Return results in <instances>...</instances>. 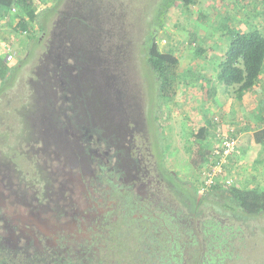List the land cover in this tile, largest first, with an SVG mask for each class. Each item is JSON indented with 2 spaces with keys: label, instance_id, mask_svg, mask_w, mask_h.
I'll return each mask as SVG.
<instances>
[{
  "label": "rangeland",
  "instance_id": "rangeland-1",
  "mask_svg": "<svg viewBox=\"0 0 264 264\" xmlns=\"http://www.w3.org/2000/svg\"><path fill=\"white\" fill-rule=\"evenodd\" d=\"M34 3L39 20L30 23L28 31L14 27L18 20L17 9L0 19V58L12 72L17 71L6 81L0 78V161L12 165L19 183L30 185L43 202L53 204L55 199V204L65 205L64 187H70V181L65 178L71 174L67 171L62 175L61 172L71 165L70 159L79 150L102 151L109 144L112 162L108 163L106 157L108 169L119 156L136 159L141 163L139 178L151 176L149 186L153 192L160 193L161 189L168 194L175 188L200 185L209 163L202 168L196 167L190 147L199 140L197 133L205 128L206 120H212L215 126L222 111L206 112L205 106L215 100L214 97L196 92L194 86L185 82L198 78L189 76L194 70L189 71V78H186L183 69L194 67L198 70L197 61L201 59L194 58L190 48L193 40L182 29H194L197 22L188 16L182 17L181 7H174L168 13L165 29L155 37L158 50L174 49L178 57L174 93L162 97L160 82L147 63L143 45L146 24L140 18L137 22L135 17L136 13H143L147 0H34ZM9 16L12 18L8 22ZM130 135L135 140L134 146L129 142ZM210 137L208 134L204 141L208 156L221 138ZM154 162L159 163L163 176L153 170ZM53 164L54 171L60 174L57 179L52 171H43L44 166ZM96 165L101 167L102 163ZM253 166L256 170L248 163L245 172L250 174V180L243 181V186L264 188V161ZM96 171H99L96 178L88 176L86 179L97 184L91 189L93 199L103 198L99 205L101 211L95 218V232L101 236L105 248L101 250V260L88 261L90 264H144L139 263L138 253L156 251L155 246L145 244L150 242L146 233L150 232V226L157 228L154 218L166 216L167 209L189 215L187 219L194 223L200 220L213 225L207 223L206 230L201 228L200 233L192 224L188 226L190 233L207 239L206 253H218L224 241L233 236V230L235 236L250 235L242 246L241 238L234 239L231 249L234 258L246 264H264V212L251 214L249 220L253 225L237 233L240 222L217 215V210H229L227 205L235 204L220 196L221 193L216 196L219 203L215 198L208 199V205L202 206L197 216L191 214L194 206L184 208L180 201L168 196L166 206L156 202L147 210L152 219L140 223L145 234L139 235L136 222L141 210L123 206L127 192L121 194L120 188L125 187V183H112L109 188L107 181L111 180L110 176L115 177L114 171ZM238 173L244 180V173ZM236 174L231 176L238 185ZM84 186L90 185L85 182ZM163 194L159 200L165 199ZM57 195L62 197L60 202ZM102 209L110 213L106 220L103 218L98 223L104 213ZM237 213L243 214L241 208ZM123 220H128L130 228L122 225ZM228 225L233 229L227 228ZM111 226L115 230L113 234L108 231ZM120 226L123 227L119 229ZM118 230H124L121 237ZM139 237L142 238L138 247ZM213 237H217L215 242H212ZM174 238L177 240L178 236ZM186 238L188 236L182 234L179 241L184 242ZM107 253L113 255L110 257ZM233 262L225 259L227 264ZM73 264H82L81 258Z\"/></svg>",
  "mask_w": 264,
  "mask_h": 264
},
{
  "label": "flooded vegetation",
  "instance_id": "flooded-vegetation-1",
  "mask_svg": "<svg viewBox=\"0 0 264 264\" xmlns=\"http://www.w3.org/2000/svg\"><path fill=\"white\" fill-rule=\"evenodd\" d=\"M129 142L133 146L135 145V140L132 136ZM110 146L111 145L106 144L102 151H90V148H87V151L79 150L78 154L73 157L74 159H70L71 165H68L65 168L66 170L61 172L62 175L67 171L71 174L65 178L70 181V187L65 186L63 191L67 198V204L65 205L61 203L55 204V199L53 204L51 202H43V198H41L39 194H35L30 188V185L25 186V184L19 183L14 170L11 168L12 165L0 161V264H73L74 261L79 258H81L82 264H90L91 262L88 261L99 262L101 260V250L105 248V243L101 242V236L95 232V230H97L95 218L98 215V211H101L99 205L100 202H103V198L93 199L91 195L93 191L91 189L92 186L96 187L97 184L86 179L88 176L96 178V173L99 172L96 170H104L103 172H105L106 169L114 171L110 173L114 174L115 177L110 176L111 180L107 181L109 188H111L112 183H125V187L120 188L121 194L127 192V195H125L123 199V206L126 208L135 206V208L141 210L140 218L136 222L137 230L144 229L140 224L142 221L152 219L147 215V210L156 202L162 207L166 206V204L169 203L165 202L168 196H171V200L177 199L180 201L184 208L189 209V207L192 208V206H194V211L191 214L195 216L200 214L202 206L205 207V205H208V199L215 198L216 203H219V198H216L219 193H221L220 196L222 195L224 199L235 202L230 199L229 194L223 189L211 190L210 188L201 192L196 186L183 189L175 188L169 191L168 194H166L167 192L164 190L161 191V189L160 193L153 192L152 188L149 186V183L152 182V177L143 176L139 178L138 172L140 171L141 163H137L136 159L129 158L127 155L124 156L125 159H122L119 156L108 169L105 162L106 157L108 158V163L112 162L110 161V159H112L110 156ZM88 151L90 152L88 153ZM91 154L93 156H91ZM112 154L113 153H111V155ZM148 155H150V153H148ZM94 163L95 168H93ZM96 163H102L101 167H98ZM54 165L55 164L44 166L43 171H52L53 176L57 179L60 177V174L54 171ZM153 170H155L159 176H163L159 163L154 162ZM170 174H173L174 177L176 176L173 171H170ZM85 182L90 186L85 187ZM37 185L40 186V184ZM104 186L106 188V185ZM162 194L165 196V199L159 200ZM57 196V200L60 202L62 197L59 195ZM130 197H132V199H130ZM210 206L212 205L210 204ZM227 207L230 209L217 210V215L220 217L225 216L233 221L240 222V225L237 226V233L240 230L244 232L249 225H253L250 224L251 221L249 217L254 213L244 212L242 208L243 214L237 213L240 207L236 203H233V205L230 203V206L227 205ZM102 210L104 213L100 215L98 223H101L103 218L106 220V216L110 213L106 211V209ZM164 212H166V216L158 215L155 219L163 221L165 217H169L174 222H179L183 227L182 233L188 236V238L181 243L179 258H182V261L178 259L177 262L173 264H202V262L199 261L205 258L207 239L197 236V233H200L202 230L205 231L206 224L210 222L199 220V222L194 223L195 221L187 219L189 218L187 214L180 215L172 213L170 209ZM203 215H205V212H203ZM124 216L126 217L125 214H123V217ZM117 218H119V216H117ZM116 222H118V220H116ZM231 222L232 221L229 223ZM191 224L195 226V231L197 233H190L188 226ZM122 225L130 228L128 220L124 221V223L122 222ZM209 225L213 226L211 223ZM123 226H120L119 229ZM149 228L154 229L155 227L150 226ZM227 228L233 229L232 226ZM108 231L111 234L115 232L112 226ZM123 232L118 230V236L121 237ZM168 232L172 234L171 230H168ZM234 232L235 231L232 230L231 235L233 236L229 237L227 241H224V244L220 246L221 249L218 254H221L222 261L218 264H227L225 263V259L234 261L230 264H246L238 261V258H234L231 249L234 246V239L241 238L240 245L242 246L244 244V239L250 235L235 236ZM216 240L217 237H213L212 242ZM153 253L155 254L156 251ZM106 255L111 257L113 254L110 255V253H107ZM197 260L199 261L196 262Z\"/></svg>",
  "mask_w": 264,
  "mask_h": 264
},
{
  "label": "trees",
  "instance_id": "trees-1",
  "mask_svg": "<svg viewBox=\"0 0 264 264\" xmlns=\"http://www.w3.org/2000/svg\"><path fill=\"white\" fill-rule=\"evenodd\" d=\"M196 2L197 0H147V3L143 6V13L135 14L137 22L140 18L146 24L143 45L147 51V63L156 73L158 82H160L162 97H168L174 93L173 80L175 81L174 77L177 74L178 57L175 55L174 49L166 52L158 50L155 37L165 29L168 13L172 8L180 5L188 7ZM14 7L18 10V20L14 26L17 30L28 31L30 23L39 20L34 0H0V16L5 17ZM68 29L71 30V25H68ZM230 32L228 47L217 65V80L235 89L237 96L241 98L246 91L256 84L264 69V33L258 28H253L248 33L233 30ZM123 42L126 43L127 41L123 40ZM198 52L200 55L203 54V49H199ZM5 63L0 58V78L2 81H6L7 78L12 77L17 72H12L11 68L6 67ZM207 135V128L200 129L197 133L199 140L195 141L194 145L190 147V150H193L192 162L196 167L202 168L206 162H210L204 143ZM253 139L256 143L264 144V127L253 132ZM200 185L198 184L197 188ZM213 189L226 190L230 199L235 201L244 212L255 214L264 211L263 187L215 184L211 190ZM154 221L157 228L150 229V232L146 233L150 242L146 241L145 244L155 246L156 253H150L148 250L138 253L139 263L173 264L178 259L182 261V258H179L182 245V240L179 241V239L183 234L181 233L183 231L182 224L174 222L169 217H165L163 221L154 218ZM142 230H137L139 235L145 234ZM168 230H171L172 234ZM175 235L178 236L177 240L174 238ZM139 238L140 240L137 241L138 247L142 237ZM221 261V254L206 253L205 258L199 262H202V264H216Z\"/></svg>",
  "mask_w": 264,
  "mask_h": 264
},
{
  "label": "crops",
  "instance_id": "crops-1",
  "mask_svg": "<svg viewBox=\"0 0 264 264\" xmlns=\"http://www.w3.org/2000/svg\"><path fill=\"white\" fill-rule=\"evenodd\" d=\"M178 7H181L182 17L188 16L197 22L194 29L191 27L182 31H186L193 40L190 48L194 58L201 59L197 61L198 70L194 67L183 69L186 78H189L188 72L193 70L194 73H189V76L198 78L185 82L194 86L196 92L214 97L215 100L205 106L206 112L222 111L215 126H212V120H206L204 125L209 137L218 140L219 134L224 133L239 139L236 154L229 158L226 169L230 175L244 173V180L240 179L239 173L235 175V181L243 186V181L250 180V174L245 172L248 163L256 170L253 165L264 161V144L256 143L253 139V132L264 127V69L256 84L239 98L235 89L218 82L217 65L228 47L231 30L248 33L258 28L264 33V0H197L188 7ZM5 17L0 16V19ZM11 18L9 16L7 21H11ZM199 49H203V54L200 55Z\"/></svg>",
  "mask_w": 264,
  "mask_h": 264
},
{
  "label": "built area",
  "instance_id": "built-area-1",
  "mask_svg": "<svg viewBox=\"0 0 264 264\" xmlns=\"http://www.w3.org/2000/svg\"><path fill=\"white\" fill-rule=\"evenodd\" d=\"M16 10V8H12ZM12 57L11 54L8 55ZM220 143L210 151V162L203 171V180L199 187L200 191H206L215 184L233 185L234 178L227 172L226 165L229 158L237 151L239 139L229 134H219Z\"/></svg>",
  "mask_w": 264,
  "mask_h": 264
}]
</instances>
